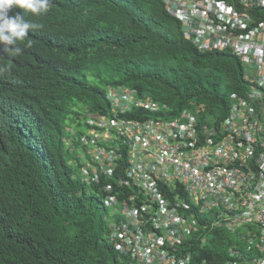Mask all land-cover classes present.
<instances>
[{"label":"trees","instance_id":"trees-1","mask_svg":"<svg viewBox=\"0 0 264 264\" xmlns=\"http://www.w3.org/2000/svg\"><path fill=\"white\" fill-rule=\"evenodd\" d=\"M26 20L40 27L18 54L0 45V264H137L110 241L99 196L117 176L92 183L81 173L85 144L97 141L88 114L112 116L107 90L122 85L167 105L169 117L197 109L202 122L219 121L231 94L246 91L247 66L227 50L195 46L163 0H50ZM237 234L199 228L185 242L188 264H239Z\"/></svg>","mask_w":264,"mask_h":264},{"label":"built area","instance_id":"built-area-1","mask_svg":"<svg viewBox=\"0 0 264 264\" xmlns=\"http://www.w3.org/2000/svg\"><path fill=\"white\" fill-rule=\"evenodd\" d=\"M164 1L195 46L241 59L252 71L247 89L232 93L226 116L212 123L197 109L169 117L167 105L132 88L108 91L112 116L91 122L119 146L108 149L94 134L81 173L92 183L117 176L102 186L114 208L109 239L137 264H188L185 242L209 225L238 233L242 247L231 253L239 264H264V0Z\"/></svg>","mask_w":264,"mask_h":264},{"label":"clouds","instance_id":"clouds-1","mask_svg":"<svg viewBox=\"0 0 264 264\" xmlns=\"http://www.w3.org/2000/svg\"><path fill=\"white\" fill-rule=\"evenodd\" d=\"M49 2L50 0H0V45L3 46L4 51L10 52L12 55H16L20 52L21 49L19 47H16L18 42L24 41L25 37L29 33V30L40 27L39 24L32 23L26 19H29V20H32L33 18L36 19L41 14L46 13L48 11ZM164 3L166 6L165 1ZM166 9H167V6H166ZM23 12H27L29 17L28 18L24 17ZM183 34H184V29H183ZM28 46H31V41L28 42ZM119 86H122V85H119ZM119 86H116L115 88ZM115 88L113 87L108 88L107 96H108V91L114 90ZM125 88H128V87H125ZM142 98L145 99L146 97H142ZM127 114L133 115V113H127ZM100 117L106 118V117H111V116H109L108 114H97V116L92 117L89 120L94 134L98 138H102L104 140L105 146L108 149L114 148V147L117 148L119 146V143L114 138V136H113L114 138L113 141L111 139L105 138L104 137L105 135L104 127L100 125H95L91 122L92 120L97 121ZM102 118H100V120ZM119 149L120 151H122L121 147H119ZM90 153H91V150H90Z\"/></svg>","mask_w":264,"mask_h":264},{"label":"rangeland","instance_id":"rangeland-1","mask_svg":"<svg viewBox=\"0 0 264 264\" xmlns=\"http://www.w3.org/2000/svg\"><path fill=\"white\" fill-rule=\"evenodd\" d=\"M245 67H246V65H244ZM245 69V71H247V72H252L248 67H246V68H244ZM74 110L75 111H79V112H81L82 114H86L87 115V112L80 106V105H75L74 106ZM95 116H97V114L96 115H94V114H88V116H87V118H90V117H95ZM69 117H70V119H71V122H73V126L78 130V131H80L82 134H84V135H89L90 133H91V131H90V129L87 127V126H85V124H83V123H80V119H79V117L75 114V113H70L69 114ZM97 143H100V144H102L103 146H105V142H104V140L102 139V138H100V139H98V142ZM97 143H94L93 141H92V139L90 138V139H88L87 140V143L85 144V146H86V158H88V160H90L91 161V153H90V150H91V148H93V147H95V145L97 144ZM126 147H127V145L126 144H121V148L123 149V150H126ZM80 148V147H79ZM80 154H82V152H81V148H80ZM99 196L101 197V199L103 198V200H104V194L102 195L101 193H99ZM114 213V208L113 207H108L107 208V216H106V219H108V221H111L112 219H114V217H113V214ZM117 213L118 214H121V210L119 209L118 211H117ZM207 214H212V212H207Z\"/></svg>","mask_w":264,"mask_h":264}]
</instances>
